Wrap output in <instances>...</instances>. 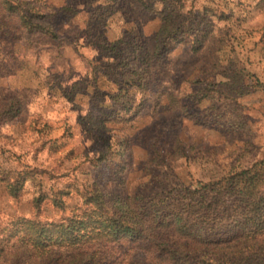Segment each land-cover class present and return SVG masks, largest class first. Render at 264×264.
I'll return each mask as SVG.
<instances>
[{
    "label": "rangeland",
    "instance_id": "374dc122",
    "mask_svg": "<svg viewBox=\"0 0 264 264\" xmlns=\"http://www.w3.org/2000/svg\"><path fill=\"white\" fill-rule=\"evenodd\" d=\"M24 10L55 36L25 28ZM166 30L177 37L160 54ZM231 75L250 93L232 94ZM263 156L264 0H0V264L35 260L19 219L58 220L92 190L114 203L208 182ZM57 190L71 192L67 211Z\"/></svg>",
    "mask_w": 264,
    "mask_h": 264
},
{
    "label": "trees",
    "instance_id": "16d2710c",
    "mask_svg": "<svg viewBox=\"0 0 264 264\" xmlns=\"http://www.w3.org/2000/svg\"><path fill=\"white\" fill-rule=\"evenodd\" d=\"M58 12L74 13L70 6ZM42 18L31 10L21 14L28 30L54 35ZM166 31L157 53L177 37L176 31ZM227 77L225 87L236 97L250 93L243 77ZM69 195L55 191L53 206L67 211ZM81 195L80 203L58 220L19 219L16 242L35 259L31 264H264V156L217 179L178 183L154 195L114 203L101 190ZM46 198L40 193L35 208L40 210ZM137 254L140 261L134 259ZM17 257L19 263L13 264H29Z\"/></svg>",
    "mask_w": 264,
    "mask_h": 264
}]
</instances>
